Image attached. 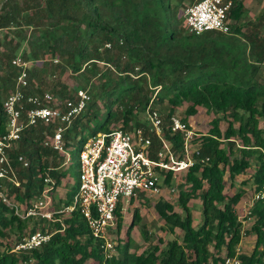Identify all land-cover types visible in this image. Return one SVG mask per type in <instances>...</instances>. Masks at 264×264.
<instances>
[{"label": "trees", "instance_id": "obj_1", "mask_svg": "<svg viewBox=\"0 0 264 264\" xmlns=\"http://www.w3.org/2000/svg\"><path fill=\"white\" fill-rule=\"evenodd\" d=\"M183 1L0 0V137L7 131L3 102L21 71L13 64L18 55L28 61L29 93H44L47 78H56L47 89L61 99L75 98L78 89L90 86L84 111L64 133L65 148L75 144L78 156L98 132L146 127L151 105L163 115L164 138L182 157L185 137L172 131L175 111L186 105L182 120L188 124L199 107L216 115L209 131L194 135L192 144L199 150L193 153L194 165L177 174L178 182L166 173L164 183L178 186L177 204L163 193L154 204L164 221L162 230L176 237L152 242L144 229L149 245L137 252L129 233L141 220L140 210L134 209L121 242L124 212L119 208L117 250L109 258L79 210L57 214V221L22 219L0 202V264H20L22 255L12 248L37 229L52 235L34 250L36 264H226L235 256L241 264H264V197L249 208L254 219L245 233L256 236L250 253H238L244 230L237 213L250 180L254 193L264 187V12L246 23L244 1L233 0L232 33L195 34L187 28L184 11L197 0L187 6ZM245 25L254 30L242 34ZM53 129V124L29 126L10 150L20 184L0 179V187L6 185L22 206L41 196L47 176L55 180L53 193L67 175L61 169L65 153L44 144ZM152 140L148 154L156 157L162 142L156 135ZM20 154L28 166L18 160ZM252 167L255 172L244 186L226 192L227 178L234 188ZM195 199L201 200L197 224L189 206ZM136 201L149 202V196L133 198L130 206Z\"/></svg>", "mask_w": 264, "mask_h": 264}, {"label": "built area", "instance_id": "obj_2", "mask_svg": "<svg viewBox=\"0 0 264 264\" xmlns=\"http://www.w3.org/2000/svg\"><path fill=\"white\" fill-rule=\"evenodd\" d=\"M233 0H197L185 10V21L189 32L202 34L217 31L232 33V21L229 18ZM110 47V44H107ZM13 64L21 68L15 89L3 102L7 118V131L0 137V179L20 184L16 167L10 157V150L17 147L24 130L39 123L53 124L52 134H48L44 144L57 151L66 153L64 133L73 119L81 114L90 99L87 89L77 90L75 98L61 99L54 94L29 93L28 61L21 55L13 59ZM146 127L117 129L111 132H98L87 139L79 154L78 189L71 203L50 207L53 204L52 188L55 180L47 176L42 194L28 205L22 206L13 200L6 189L0 187V202L5 203L22 219H41L57 221V214H68L79 210L93 236L101 242L107 257L116 253L113 229L117 223L119 208L125 213L133 198L143 193L147 196L161 195L164 191L166 173L186 171L195 163L192 140L197 133L182 118L174 114L171 117L172 131L182 132L185 141L182 157L173 149L163 136V115L151 105L145 113ZM152 135L162 142L156 157L148 154L153 143ZM264 151V150H263ZM18 160L24 166L29 165L27 158L20 154ZM170 191L176 188L171 186ZM264 197V187L254 194L253 201ZM254 202L249 205L253 206ZM246 209L245 219L252 220L250 210ZM52 233L37 229L24 235L12 248V252L21 256L20 264H36L32 256L34 250L46 243ZM23 255H25L23 257ZM226 264H241L238 256L226 258Z\"/></svg>", "mask_w": 264, "mask_h": 264}, {"label": "rangeland", "instance_id": "obj_3", "mask_svg": "<svg viewBox=\"0 0 264 264\" xmlns=\"http://www.w3.org/2000/svg\"><path fill=\"white\" fill-rule=\"evenodd\" d=\"M183 2H184V6H187V5H189L190 0H184ZM255 4L252 3L251 1L249 3V7H250V10L252 12H254L256 10L259 11L260 6L259 5L256 6ZM257 15L258 14H256V15H250L249 14L246 18H252V20H253ZM208 32H210L212 34V32H217V31H208ZM263 77H264V73H263ZM64 81H65V79H64ZM53 83H56V78H53L52 80L50 78H47V81L44 83L46 88L43 91L44 92L48 91V92L52 93L51 90L47 89V88L50 87V85H52ZM89 87H87V90L89 89ZM74 90H73V95L75 93ZM55 96L60 97L59 95H55ZM185 109H186V105L178 108L175 111V114L179 115L182 118L185 116ZM215 116L216 115L214 113H208L204 107H199V111H198L197 115L190 118L189 122L191 124V128L197 134L207 132V131H209V129L211 127L212 119ZM84 121H85V119H84ZM92 124H93V122L90 125L92 126ZM236 125H237V123H236ZM226 127H227V123L224 122L222 124V128L225 129ZM261 127L264 128V119H262V121H261ZM89 130L90 129H88L87 131H89ZM80 135H81V133H80ZM64 156H65V164H64V166L61 167V169H65L67 171V175L64 178H62L60 183L54 189V191L52 193L53 204L50 205V207L53 206V207L58 208V207L62 206L63 204L66 203V199L73 192V190L77 191V189H78L79 156L77 154H75V144L67 147L66 153ZM254 172H255V168L252 167L250 170L247 171L246 175L238 177L235 180V187L234 188L230 186V184H231L230 179L227 178L226 179V181H227L226 192L231 193L234 190H236L237 188L244 186V183L247 182L249 180V178H251V175ZM179 178H180V175H177L174 182H178L180 180ZM250 185H252L251 180L247 184V187L245 186L246 188H248L247 193L244 195L240 204L237 206V213H238L240 219H242V220H244L246 218L245 217L246 209H248L249 205L254 202L253 198H254L255 193H254V190L250 187ZM173 186L176 187V190H177L176 192L170 191V186H167L165 184V186H164L165 189L163 191L162 196L164 199L169 200L170 202H172L174 204H177L176 201H177V197H178V186L177 185H173ZM159 198H160L159 195L158 196L151 195V196H149V202L136 201L131 206H128L126 212L124 213V216H123L124 221H123L122 231H121V237H122L121 242H125V239H126L125 237H126L128 225L132 222V219H133L134 209L139 208V210H140L141 220L137 225H134V227L131 229V231L129 233V235L133 239V243L138 245L137 252H141L142 250H144L149 245V243L146 242L144 240V237H143V230L144 229L148 230V232L150 233L152 242H158L159 237H162L165 240H169V239L176 237L174 234H166V232H164L161 228L164 225V221L157 214V211L154 208V204L159 200ZM189 206H190V208L194 214L195 223L196 224L199 223V221H201V209H200L201 200L200 199L192 200L190 202ZM176 210L181 211L180 207L177 205H176ZM251 224H252V220L246 219L245 221H243V230H244L243 232L244 233L242 236L241 243L238 245V253H250V252H252V250L254 248L256 236L254 234L245 233L248 229H250ZM115 231H116V229H113V232H114L113 233V240L116 242V240H115L116 232ZM177 234H179L181 236L182 233L180 230H177ZM133 250H135V249L133 248Z\"/></svg>", "mask_w": 264, "mask_h": 264}, {"label": "crops", "instance_id": "obj_4", "mask_svg": "<svg viewBox=\"0 0 264 264\" xmlns=\"http://www.w3.org/2000/svg\"><path fill=\"white\" fill-rule=\"evenodd\" d=\"M244 1V4H245V8H246V14H245V16L247 17L249 14L250 15H256V14H258L253 20H252V18H245V19H243V21L244 22H250V21H254L257 17H259L263 12H264V0H243ZM250 1L252 2V3H256L255 5L256 6H260V8H259V11L258 10H256V11H254V12H252L251 10H250V7H249V3H250ZM254 1V2H253ZM258 11V12H257ZM254 13V14H253ZM232 21V20H231ZM243 21H242V23H243ZM233 23V22H232ZM250 24V23H249ZM252 30H254V28L252 29L251 28V26L250 25H245L243 28H242V34H247V33H249L250 31H252ZM190 123V122H189Z\"/></svg>", "mask_w": 264, "mask_h": 264}]
</instances>
